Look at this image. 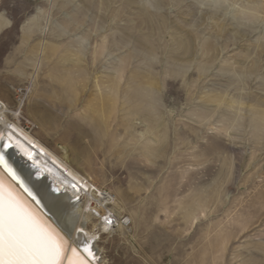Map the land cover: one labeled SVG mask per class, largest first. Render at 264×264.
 I'll return each instance as SVG.
<instances>
[{"label": "rangeland", "instance_id": "obj_1", "mask_svg": "<svg viewBox=\"0 0 264 264\" xmlns=\"http://www.w3.org/2000/svg\"><path fill=\"white\" fill-rule=\"evenodd\" d=\"M0 26L10 121L118 197L102 264H264V0H0Z\"/></svg>", "mask_w": 264, "mask_h": 264}, {"label": "snow or ice", "instance_id": "obj_2", "mask_svg": "<svg viewBox=\"0 0 264 264\" xmlns=\"http://www.w3.org/2000/svg\"><path fill=\"white\" fill-rule=\"evenodd\" d=\"M0 147H12L3 132H0ZM28 159H32L31 154ZM0 168L10 178L5 183V177H0V264H99L95 242L100 234L115 230V217L111 213L101 216L99 212H92L93 217L102 221L93 233L86 230L84 223H76L71 217L56 223L46 213L34 210L31 202L39 206L42 201L7 162L3 151H0ZM63 174L65 184L72 189L73 208L80 205L87 209L94 192L74 175L66 171ZM41 175L43 173L37 169V178ZM51 191L53 207H58L60 194L67 193L69 187L54 183ZM107 199L106 194L99 193L96 203L103 205Z\"/></svg>", "mask_w": 264, "mask_h": 264}, {"label": "bare ground", "instance_id": "obj_3", "mask_svg": "<svg viewBox=\"0 0 264 264\" xmlns=\"http://www.w3.org/2000/svg\"><path fill=\"white\" fill-rule=\"evenodd\" d=\"M119 91L121 90L119 89L115 92L116 94L110 97L111 101H114V103L117 100ZM105 98L106 97H103L102 99L103 107H105ZM10 115L16 118L18 113L13 112L10 107H8L6 102L0 98V132H3L6 140L9 139L13 145V147L9 149L3 148L5 159L15 169L17 174L24 180V182L32 189L33 193L37 196V199L42 201L41 205L39 206L40 209L47 214V217L51 218V220L56 223H62L63 220L71 217L76 223H84L86 230L89 233H93L95 231H91L89 229V223L92 224L96 221V227L98 228L102 221L93 217L92 212H99L101 216L111 213L112 216L115 217V230H120L123 234L127 228V226L124 225L126 221L123 222V217H120V214L113 212L109 208L110 205H113L114 208L118 207V197L108 194L107 201L103 205H98L96 203V199L99 198V193H102L101 189L95 184L92 178L85 177L73 167V165L70 163L71 160L68 153H65V155L61 156L51 151L39 139L30 134L21 124L18 125V123L11 122ZM41 118H43L42 122L44 124L47 122L49 125H52L56 121L52 114L45 112L42 113ZM106 135L107 134L104 135V138ZM108 141V153L117 155L123 152L122 146L118 145V143H116L113 138L108 136ZM29 154L32 155L31 160L28 159ZM87 154L88 152L84 148H74L73 150V155L76 158H80V156L84 157ZM85 157L88 166H90V159L88 160V157ZM33 161H35V166L33 165ZM37 169L41 170L43 173V175H41L39 178L36 176ZM65 171L74 175L77 179L85 183L88 186V190L90 192H94L93 199L91 203L87 205V209L80 205H77V207L73 208V201L71 199L72 189L69 185L65 184V176L63 174ZM0 177H5V183L9 182L10 178H7V173L3 168H0ZM54 183L62 187H69V191L67 193L60 194L61 200L58 207H53L51 200L53 195L51 189ZM25 198L30 201V198H28L26 194ZM31 203L34 210H36L38 213L42 212L34 202ZM44 205H47V207H44ZM49 209L52 210L50 211ZM81 239H83V237H81ZM97 241L95 242V252L99 259V264H102L100 253L97 249Z\"/></svg>", "mask_w": 264, "mask_h": 264}, {"label": "water", "instance_id": "obj_4", "mask_svg": "<svg viewBox=\"0 0 264 264\" xmlns=\"http://www.w3.org/2000/svg\"><path fill=\"white\" fill-rule=\"evenodd\" d=\"M0 151H4V149L0 147ZM13 168V167H12ZM14 169V168H13ZM41 171V170H40ZM22 179V178H21ZM38 208L40 209V206H38ZM41 210V209H40ZM42 211V210H41ZM43 212V211H42ZM44 213V212H43Z\"/></svg>", "mask_w": 264, "mask_h": 264}, {"label": "crops", "instance_id": "obj_5", "mask_svg": "<svg viewBox=\"0 0 264 264\" xmlns=\"http://www.w3.org/2000/svg\"><path fill=\"white\" fill-rule=\"evenodd\" d=\"M5 27H7V26H5ZM5 27H3V28H5ZM3 28H1V26H0V31H1Z\"/></svg>", "mask_w": 264, "mask_h": 264}]
</instances>
